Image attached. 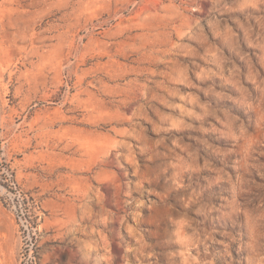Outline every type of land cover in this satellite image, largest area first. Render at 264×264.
I'll use <instances>...</instances> for the list:
<instances>
[{"label": "rangeland", "instance_id": "374dc122", "mask_svg": "<svg viewBox=\"0 0 264 264\" xmlns=\"http://www.w3.org/2000/svg\"><path fill=\"white\" fill-rule=\"evenodd\" d=\"M0 264H264V0H0Z\"/></svg>", "mask_w": 264, "mask_h": 264}]
</instances>
